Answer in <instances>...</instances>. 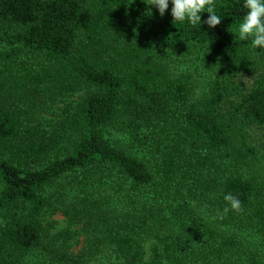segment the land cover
Listing matches in <instances>:
<instances>
[{
    "label": "trees",
    "instance_id": "16d2710c",
    "mask_svg": "<svg viewBox=\"0 0 264 264\" xmlns=\"http://www.w3.org/2000/svg\"><path fill=\"white\" fill-rule=\"evenodd\" d=\"M214 4L209 28L173 22L171 3L161 16L145 0H0V264L105 247L120 264H264V153L249 138L264 126V51L238 37L243 0ZM193 58L214 71L201 96L176 68ZM82 90L52 130L24 120L41 97ZM110 126L130 127L132 145ZM141 133L149 156L133 148ZM70 177L80 196L63 212L94 234L76 254V231L47 228L50 189ZM107 184L133 207L89 194ZM227 192L240 206L225 214Z\"/></svg>",
    "mask_w": 264,
    "mask_h": 264
},
{
    "label": "rangeland",
    "instance_id": "374dc122",
    "mask_svg": "<svg viewBox=\"0 0 264 264\" xmlns=\"http://www.w3.org/2000/svg\"><path fill=\"white\" fill-rule=\"evenodd\" d=\"M179 71H189L193 74L195 78V94L196 96H201L209 88L211 81L214 78V71L208 66L206 62L193 58L191 60H181L176 65ZM239 82L246 86H250L253 78L250 76H239L237 79ZM84 90L74 94L73 96H59V97H41L36 107L33 108L24 117V120L31 123L37 124L44 127L47 130H52L54 126L60 121V119L66 114V112L72 110L73 106L79 100ZM106 135L116 144L128 146L132 145L131 140V129L126 126L124 128H119L115 126L108 127ZM250 141L255 144L264 153V126L263 127H253L249 132ZM144 143L143 136L141 133V138L136 141L133 145L137 152L142 155L148 153V148L143 147L141 144ZM53 197L57 200V210L51 213L48 217L49 224V234L54 235L55 233L70 227L76 231V239L69 244V252L76 254L81 252L82 248L86 245L88 246V239H92L94 234L93 230L90 232L86 231L87 227L82 226L81 223L73 224L67 219L63 210L66 209L72 201L76 200L78 195L80 196L79 189H76L70 178L65 180L62 178L57 182L53 188L50 189ZM97 199H101L104 202V207L107 209L118 208V209H130L133 207L132 202L125 196L126 190H116L110 188L107 184L103 187L96 189H91L89 192ZM135 199V198H134ZM137 200V199H135ZM56 247H60L61 241L55 240ZM145 246L149 248V240H146ZM97 252V251H96ZM95 252V253H96ZM93 251L90 255H86L80 262L76 264H120L118 260L112 253L109 247H105L98 251L94 256Z\"/></svg>",
    "mask_w": 264,
    "mask_h": 264
},
{
    "label": "clouds",
    "instance_id": "9594fccd",
    "mask_svg": "<svg viewBox=\"0 0 264 264\" xmlns=\"http://www.w3.org/2000/svg\"><path fill=\"white\" fill-rule=\"evenodd\" d=\"M145 2L154 6L161 16L165 14L171 3L170 14L173 22H186L193 26L206 23L212 28L222 19L215 11L214 0H145ZM243 7L247 11L236 29L238 37L241 40L250 39L254 51H257L258 47L260 51H264V0H243ZM202 12L209 13L204 21L201 20ZM223 199L226 201L223 209L225 214L229 209L236 210L240 206L239 198L231 192L224 193Z\"/></svg>",
    "mask_w": 264,
    "mask_h": 264
}]
</instances>
